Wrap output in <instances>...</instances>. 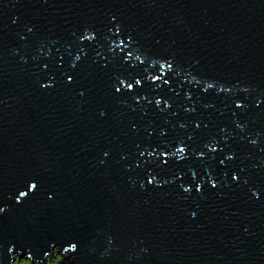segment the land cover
Instances as JSON below:
<instances>
[{"label": "water", "instance_id": "1", "mask_svg": "<svg viewBox=\"0 0 264 264\" xmlns=\"http://www.w3.org/2000/svg\"><path fill=\"white\" fill-rule=\"evenodd\" d=\"M264 264V0H0V264Z\"/></svg>", "mask_w": 264, "mask_h": 264}, {"label": "rangeland", "instance_id": "2", "mask_svg": "<svg viewBox=\"0 0 264 264\" xmlns=\"http://www.w3.org/2000/svg\"><path fill=\"white\" fill-rule=\"evenodd\" d=\"M52 258L51 259H46L45 262L43 264H58L60 258L59 256H57L54 252L52 253ZM13 264H29V262L25 259H15L13 261Z\"/></svg>", "mask_w": 264, "mask_h": 264}]
</instances>
